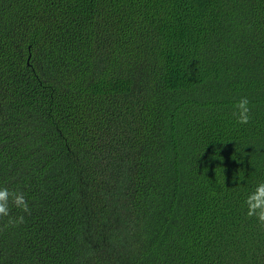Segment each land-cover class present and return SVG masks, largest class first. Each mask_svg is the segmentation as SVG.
Listing matches in <instances>:
<instances>
[{"label":"trees","instance_id":"16d2710c","mask_svg":"<svg viewBox=\"0 0 264 264\" xmlns=\"http://www.w3.org/2000/svg\"><path fill=\"white\" fill-rule=\"evenodd\" d=\"M260 183L264 0H0V264H264Z\"/></svg>","mask_w":264,"mask_h":264},{"label":"clouds","instance_id":"9594fccd","mask_svg":"<svg viewBox=\"0 0 264 264\" xmlns=\"http://www.w3.org/2000/svg\"><path fill=\"white\" fill-rule=\"evenodd\" d=\"M249 100L247 97L240 98L236 104L234 115L237 117L236 123L240 125L247 124L249 122L250 107ZM22 211H28V204L23 194L10 193L7 188H0V217L9 215V200ZM246 204L249 205L248 215L251 216L254 213V209L259 208L260 212L257 214L260 222L264 223V183L257 185L255 191L251 193ZM18 222H23V217H18ZM11 223V221H10Z\"/></svg>","mask_w":264,"mask_h":264}]
</instances>
